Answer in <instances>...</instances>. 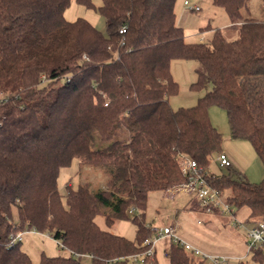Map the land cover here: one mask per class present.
<instances>
[{
	"label": "trees",
	"instance_id": "16d2710c",
	"mask_svg": "<svg viewBox=\"0 0 264 264\" xmlns=\"http://www.w3.org/2000/svg\"><path fill=\"white\" fill-rule=\"evenodd\" d=\"M71 1L0 0V264H32L20 243L10 244L25 229L48 234L67 253L42 255L38 264H135L129 258L153 233L148 194L187 181L183 158L204 169L235 216L264 220V176L253 184L230 167L227 175L209 171L222 138L208 117L210 107L225 111L230 136L250 143L264 174V0H211L227 24H207L200 32L212 31L210 39L196 43L176 24L177 0H99L105 34L83 19L68 22ZM225 29L237 37L228 40ZM174 60L194 61L191 89L208 88L190 108L169 106L178 93ZM73 161L78 172L102 171L106 189L67 184L61 194L60 170ZM129 210L132 241L95 223L102 214L109 229ZM163 254L168 264H206L170 243ZM251 260L264 264V255Z\"/></svg>",
	"mask_w": 264,
	"mask_h": 264
},
{
	"label": "rangeland",
	"instance_id": "374dc122",
	"mask_svg": "<svg viewBox=\"0 0 264 264\" xmlns=\"http://www.w3.org/2000/svg\"><path fill=\"white\" fill-rule=\"evenodd\" d=\"M184 1H187L190 6H198L200 10L197 12L187 11L183 6ZM258 1L250 0L249 5L254 6ZM92 2L95 8L87 9L72 0L64 11V18L68 22L83 19L100 33L105 34V20L96 10L100 1L92 0ZM174 12L176 24L183 30L184 40L187 43L198 42L200 29L206 27L207 24L214 28L228 21L220 8L212 6L211 0H177ZM223 33L228 40L237 37V33L231 29H225ZM211 35L212 33H206L204 38L209 39ZM195 67L194 61L174 60L171 62V76L178 85V93L168 100L169 106L173 110L194 106L197 100L208 90V88L201 91L191 89V84L196 79ZM208 117L211 125L221 135V153L226 154L231 159L230 168L239 174L241 173L240 175L247 182L258 184L264 174H262L261 162L250 143L230 136L226 113L222 109L210 107ZM209 171L217 176L230 174L228 168H220L216 160L210 163ZM77 172L76 161H73L69 167L60 170L57 185L61 194H65L67 184L75 188L79 183H86L90 186L91 191H97L103 189L107 183V176L98 169L80 168ZM231 175L233 176L232 173ZM190 199H193L192 196L183 192H176L173 195L161 192L148 194L145 209L146 224L155 229L174 227L175 236L179 240L198 249L205 255L241 258L242 264H255L245 253V230L231 227L228 224V219L223 216H208L199 209L190 210ZM103 211L106 212L107 210ZM244 214V212L237 213L236 217L240 219ZM131 219H133L132 216L126 220H119L108 229L105 227L103 215L100 214L95 218V223L102 230L132 241L135 237V226ZM197 221H200L201 224H197ZM167 243V240H163L156 245L155 258L158 264H168L163 254V247L167 246ZM20 248L27 253L32 264H38L42 255L54 257L67 254L66 251L59 249L51 238L32 232L23 235Z\"/></svg>",
	"mask_w": 264,
	"mask_h": 264
},
{
	"label": "built area",
	"instance_id": "2783aa9c",
	"mask_svg": "<svg viewBox=\"0 0 264 264\" xmlns=\"http://www.w3.org/2000/svg\"><path fill=\"white\" fill-rule=\"evenodd\" d=\"M183 6L189 12L199 11L198 6H190L187 1L183 2ZM125 27H120L118 33L123 35L125 33ZM86 59V57L84 56ZM107 104L105 103V106ZM216 162L220 168L231 167V161L224 153H220L216 156ZM182 175L187 178V181L181 185L171 188L170 192H183L190 194L193 200L196 201L199 209L208 216L220 215L228 219V224L236 229L245 230V253L251 259L255 254L262 253L264 255V220H258L256 222L240 221L234 214V210L231 205L227 204L219 191L209 186L204 174L205 171L202 167H199L195 161L187 158H183L179 163ZM103 189H106L104 186ZM129 216H133V210L127 212ZM197 224H201L197 221ZM147 228L152 230V235L146 238L141 246L145 247L144 250L132 255L129 259L135 264H146L148 260H152L155 257L156 245L163 240H167L168 243L181 247L184 251L196 258L198 261H203L206 264H241V258H228L220 256H209L201 253L198 249L188 245L187 243L179 240L175 236L174 227L152 228L146 224ZM40 234L34 229H25L18 231L11 236L10 244L20 243L24 234L27 233ZM51 238L48 234H40ZM54 241V240H53ZM59 249L63 250V246L59 241H54ZM73 257L79 261L89 260L90 256L79 255L70 253Z\"/></svg>",
	"mask_w": 264,
	"mask_h": 264
},
{
	"label": "crops",
	"instance_id": "0c3cea01",
	"mask_svg": "<svg viewBox=\"0 0 264 264\" xmlns=\"http://www.w3.org/2000/svg\"><path fill=\"white\" fill-rule=\"evenodd\" d=\"M226 24H227V22L226 23H224V24H221V25H217V26H215L216 28H224L225 26H226ZM214 27V28H215ZM206 33H212V31H207V32H203V33H200V37H199V39H198V42H207L209 39H206V38H204V35L206 34ZM211 37V36H210ZM230 159V158H229ZM231 160V159H230ZM85 168H88V167H82V169H85ZM78 173V172H77ZM164 194H171V195H173V194H175V193H173V192H170V191H166ZM193 205H194V202H193V199H190L189 200V209L190 210H194V209H192L191 207H193ZM196 209V208H195ZM240 221H243V218H240L239 219ZM148 225V224H147ZM245 243V242H244ZM164 248L165 247H163V250H164ZM251 260V259H250ZM252 261V260H251ZM253 262V261H252ZM253 263H255V262H253ZM242 264V263H241ZM256 264V263H255Z\"/></svg>",
	"mask_w": 264,
	"mask_h": 264
}]
</instances>
